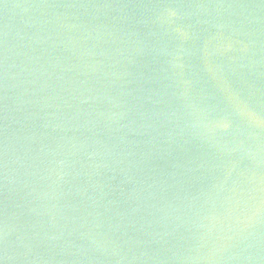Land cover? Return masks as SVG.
<instances>
[{
    "label": "water",
    "instance_id": "water-1",
    "mask_svg": "<svg viewBox=\"0 0 264 264\" xmlns=\"http://www.w3.org/2000/svg\"><path fill=\"white\" fill-rule=\"evenodd\" d=\"M0 264H264V0H0Z\"/></svg>",
    "mask_w": 264,
    "mask_h": 264
}]
</instances>
